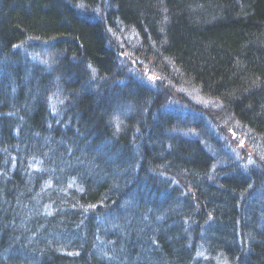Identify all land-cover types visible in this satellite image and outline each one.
<instances>
[{
	"label": "trees",
	"instance_id": "trees-1",
	"mask_svg": "<svg viewBox=\"0 0 264 264\" xmlns=\"http://www.w3.org/2000/svg\"><path fill=\"white\" fill-rule=\"evenodd\" d=\"M96 1L0 0V264H264V0Z\"/></svg>",
	"mask_w": 264,
	"mask_h": 264
},
{
	"label": "rangeland",
	"instance_id": "rangeland-1",
	"mask_svg": "<svg viewBox=\"0 0 264 264\" xmlns=\"http://www.w3.org/2000/svg\"><path fill=\"white\" fill-rule=\"evenodd\" d=\"M98 1H99V0H97L96 2H98ZM147 74H148V73H147ZM191 99H192V98H191ZM186 101L189 102V103L191 102V100H187V99H186ZM183 133H184V131H183ZM240 148H241V146H240ZM234 158L236 159V160L234 161L235 163L239 162V161H237V156H236V155L234 156ZM230 160L233 161V159H231V158H230ZM239 164H240V162H239ZM223 165H225L224 162H223L222 166H223ZM241 165H243V164H241ZM235 210H236V209L234 208V209L232 210V212L235 211ZM209 212H210V211H209Z\"/></svg>",
	"mask_w": 264,
	"mask_h": 264
},
{
	"label": "bare ground",
	"instance_id": "bare-ground-1",
	"mask_svg": "<svg viewBox=\"0 0 264 264\" xmlns=\"http://www.w3.org/2000/svg\"><path fill=\"white\" fill-rule=\"evenodd\" d=\"M70 190H72L71 188H69ZM72 207V206H71ZM72 209H74L75 210V208L74 207H72ZM71 214H73V213H71Z\"/></svg>",
	"mask_w": 264,
	"mask_h": 264
}]
</instances>
